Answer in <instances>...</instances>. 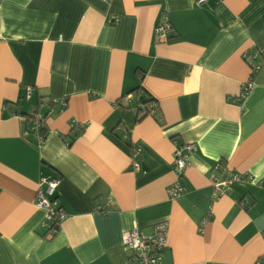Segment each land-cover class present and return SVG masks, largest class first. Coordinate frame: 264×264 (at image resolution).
<instances>
[{
	"label": "crops",
	"instance_id": "0c3cea01",
	"mask_svg": "<svg viewBox=\"0 0 264 264\" xmlns=\"http://www.w3.org/2000/svg\"><path fill=\"white\" fill-rule=\"evenodd\" d=\"M197 1L0 0V264H121L122 233L159 220V264H264V70L239 98L264 0ZM141 94L153 113L133 107ZM43 101L34 124L23 114ZM190 142L172 198L173 151ZM217 163L252 179L211 201ZM52 176L55 232L35 204Z\"/></svg>",
	"mask_w": 264,
	"mask_h": 264
},
{
	"label": "built area",
	"instance_id": "2783aa9c",
	"mask_svg": "<svg viewBox=\"0 0 264 264\" xmlns=\"http://www.w3.org/2000/svg\"><path fill=\"white\" fill-rule=\"evenodd\" d=\"M206 0H198L197 3H204ZM216 2L222 0H215ZM155 32L160 33L164 38L166 35V23L163 19H159L155 26ZM243 58L247 61L250 68L249 78L241 84L239 98L242 99L254 87L255 76L263 69L264 66V47H251L243 51ZM31 89L28 88L25 94L26 99H29ZM128 96H126L127 98ZM128 99V98H127ZM52 102V101H51ZM43 101L40 107L48 110V113L53 111L52 103L54 101ZM154 109L149 110L148 114L153 113ZM142 114V113H141ZM29 115H32L34 124L41 121L42 113L36 112L35 108L29 110ZM196 150V144L193 142L184 143L176 146L173 151L172 170L175 174V180L168 185L167 192L170 197L179 196L185 187L182 185L180 178L188 167V158L192 152ZM133 167L137 169V165ZM215 170L211 179V201H214L224 195L230 185L234 182H248L252 176L248 173H242L230 168L221 169L219 163L216 164ZM59 184L58 177H41L39 187L35 196V204L37 207L45 209V221L43 225H48L51 232H55L60 223L65 219L66 213L56 196V189ZM52 225V226H51ZM57 228V229H56ZM169 223L167 220H159L153 224L150 232L142 231L139 227L131 228L122 233L121 241L126 248V258L121 264H159L161 254L168 246Z\"/></svg>",
	"mask_w": 264,
	"mask_h": 264
},
{
	"label": "trees",
	"instance_id": "16d2710c",
	"mask_svg": "<svg viewBox=\"0 0 264 264\" xmlns=\"http://www.w3.org/2000/svg\"><path fill=\"white\" fill-rule=\"evenodd\" d=\"M142 79H143V76L140 75L139 76V80L141 81ZM139 88H141V86ZM144 93L145 92H143V94ZM143 94H141L139 96L138 102L135 105H133V107H135V109L137 110L138 114L142 113L141 115H146V114H148L149 110L151 111V109H153V106H152V103H151V101H153V99L149 95H146V97H145V95H143ZM47 102H50V101H47ZM35 111L38 112V107L35 108ZM47 111L48 110H46L45 113H42V117H41V121H40V123H42V125H43V123H45V120H46V118L48 116L47 114H49ZM23 115L28 117V118L32 117V115H29V111H28L27 114H23ZM43 130H44V126H40V132L43 133Z\"/></svg>",
	"mask_w": 264,
	"mask_h": 264
},
{
	"label": "rangeland",
	"instance_id": "374dc122",
	"mask_svg": "<svg viewBox=\"0 0 264 264\" xmlns=\"http://www.w3.org/2000/svg\"><path fill=\"white\" fill-rule=\"evenodd\" d=\"M262 70H264V66H263V69Z\"/></svg>",
	"mask_w": 264,
	"mask_h": 264
}]
</instances>
